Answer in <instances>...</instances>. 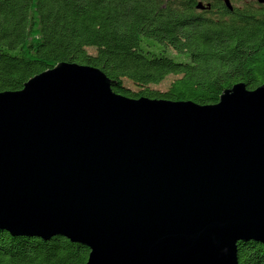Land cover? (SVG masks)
I'll use <instances>...</instances> for the list:
<instances>
[{
  "label": "water",
  "instance_id": "obj_1",
  "mask_svg": "<svg viewBox=\"0 0 264 264\" xmlns=\"http://www.w3.org/2000/svg\"><path fill=\"white\" fill-rule=\"evenodd\" d=\"M0 230L66 238L86 264H240L239 242L264 245V86L129 99L62 63L0 93Z\"/></svg>",
  "mask_w": 264,
  "mask_h": 264
},
{
  "label": "trees",
  "instance_id": "obj_2",
  "mask_svg": "<svg viewBox=\"0 0 264 264\" xmlns=\"http://www.w3.org/2000/svg\"><path fill=\"white\" fill-rule=\"evenodd\" d=\"M229 1L0 0V93L62 63L100 69L129 99L213 106L237 84L255 91L264 86V3ZM178 33L175 54L165 38ZM171 76L167 90L154 88ZM89 254L63 237L0 230V264H86ZM238 258L264 264V245L239 242Z\"/></svg>",
  "mask_w": 264,
  "mask_h": 264
},
{
  "label": "rangeland",
  "instance_id": "obj_3",
  "mask_svg": "<svg viewBox=\"0 0 264 264\" xmlns=\"http://www.w3.org/2000/svg\"><path fill=\"white\" fill-rule=\"evenodd\" d=\"M185 37L183 34L178 33L175 37H166L165 42L167 43L168 47L170 48L171 51H173L175 54L179 53L181 51V44L180 41L183 40ZM90 52L94 53L96 52V49H91ZM177 77L171 76L169 77L163 84L160 86L154 87L159 90H167L171 83L175 81ZM133 89H138V87L131 85Z\"/></svg>",
  "mask_w": 264,
  "mask_h": 264
}]
</instances>
